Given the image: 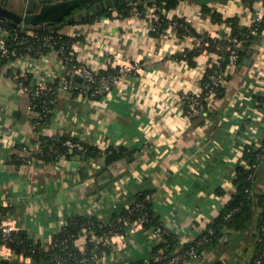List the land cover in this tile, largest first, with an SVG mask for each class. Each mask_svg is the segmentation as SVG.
I'll return each mask as SVG.
<instances>
[{
    "label": "crops",
    "instance_id": "obj_1",
    "mask_svg": "<svg viewBox=\"0 0 264 264\" xmlns=\"http://www.w3.org/2000/svg\"><path fill=\"white\" fill-rule=\"evenodd\" d=\"M130 1L146 6L151 0ZM117 2L98 10L88 2L68 16H73L72 21L56 27L72 36L74 52L99 72L109 66L141 63L139 72L124 73L107 94L80 95L60 85L50 118L42 124L35 97L23 89V83H88L78 79L55 49L24 54L19 60L0 58V208L4 221L14 223L42 248L50 246L71 216L96 215L106 222L118 205H127L139 191L151 190L164 232L177 238L178 250L184 249L235 192L237 167L256 166L244 156L247 146L264 148V28L251 48H242L247 50L244 59L252 50L251 64L244 62L232 71L223 90L208 99L206 110L188 117L182 96L201 89L206 67L218 53L198 54L193 63L178 58L195 46L190 39L171 28L156 33L146 15H120ZM26 3L0 0L18 12H24ZM89 7L93 11H87ZM105 9L111 13L91 19ZM216 11L224 17L236 16L249 26L257 12H262L264 21V0H179L166 14L186 21L200 33L227 37L231 28L213 19ZM0 18L9 23V18ZM53 23L43 22L45 27ZM4 28H0V45L6 37ZM42 136L79 138L97 148L108 147L109 153L111 148H125V152L112 161H107L109 153L100 157L76 153L67 156L76 161L71 169L41 158L16 163L14 156L22 146L40 142ZM254 189L264 190V158ZM130 228L123 232L124 248L117 249L115 243L105 248L106 262L138 264L163 259L166 248L155 250V246L165 240L164 234L154 228ZM257 232L255 220L231 231L213 249L182 259L181 264H243ZM87 240L83 234L75 243L81 248ZM22 255L5 260L26 264ZM28 264L46 263L31 258Z\"/></svg>",
    "mask_w": 264,
    "mask_h": 264
},
{
    "label": "trees",
    "instance_id": "obj_2",
    "mask_svg": "<svg viewBox=\"0 0 264 264\" xmlns=\"http://www.w3.org/2000/svg\"><path fill=\"white\" fill-rule=\"evenodd\" d=\"M93 3L98 2V0H92ZM130 0H121L116 4V9H118L120 15L127 17L130 16L134 8H137L140 11L145 10L143 4L138 2L130 3ZM156 3L159 9H170L176 7L179 3V0H151L150 3ZM110 14V9L102 10L99 13L92 15L91 19L98 17L101 14ZM213 19L216 22L225 21L231 25V37L236 38L244 48L249 49L252 45L258 40L259 36L262 33L264 28V21L262 20L259 23L258 30L253 32L254 25L244 26L240 23L239 18L234 17H224L219 12H214ZM184 22L190 29L191 33L198 37H203L204 40L209 41L210 45L208 49L210 51L218 52L221 57L220 66L214 64L212 67H209L206 71V74L203 77L202 85L208 81V75L211 74L215 69L219 71L224 70L228 66V52H225L222 49L217 47V44L228 45L234 44L230 39L227 38H214L209 34L198 32L193 26L189 23ZM0 25L4 26L6 29L11 30L14 28L3 18H0ZM164 26L158 27L156 33L162 31ZM59 28H45L43 30H36L40 35L55 34L58 35ZM179 33L185 31L184 27L179 28ZM59 43L64 41L71 44L74 40L70 35H62V37L57 39ZM55 44V45H59ZM26 44H19L18 47L21 51L25 50L24 46ZM46 48L50 49V45H47ZM48 50V49H47ZM46 51V50H45ZM200 48L194 46L186 48L182 53L178 54V58H186L191 63H193V58L200 54ZM247 50L239 51L240 57L238 59V67L244 63V56ZM4 59V58H3ZM71 67V64H69ZM117 72V67L113 68L109 66L108 70L100 72L103 75H115ZM228 77V76H227ZM70 80H74L70 78ZM54 88L47 93L35 97L34 102L36 105V110L41 111L44 114V118L40 120L43 124L50 118V110L54 107V100L56 99L57 93L59 92L60 83H54ZM97 84H92V89L96 88ZM223 90V86L217 88L216 93H220ZM99 97L100 95H96ZM186 104V103H185ZM45 108L49 111L45 112ZM187 108V105H186ZM46 115V116H45ZM198 116V115H197ZM64 138H55V137H43L41 138L40 145L42 146V153L38 155L43 162H57L58 159L65 155L66 147L63 144ZM87 149L85 151H77V154H84L86 157H100L99 148L93 145L87 144ZM111 152L106 156L107 161H112L118 159L125 152V148H111ZM70 156V154L68 155ZM245 158L250 160L251 163H254V167L251 169L245 168L242 165L237 167V175L234 178V184L236 190L228 200L227 204L220 211V213L208 224V227L203 230L202 234L191 244H188L184 249H177L178 240L172 234H164V241L156 244L155 250L159 247H165L166 251L163 254L162 260L152 259L153 264H165L169 259L174 256V254H184V256L178 261L177 264H181L182 259L190 257L185 255V250L194 248L197 252L196 254H202L205 250H211L214 247L218 246L221 239L228 235L231 231L240 230L242 228L248 227L253 221L256 220L257 223V237H263L264 231V190L262 192H257L254 189L255 176L258 171V167L263 162L264 158V148L255 149L253 146H247ZM16 163L26 162L21 157L14 156ZM151 193V190H142L136 193L134 200L128 203L127 205L120 204L118 205L116 212L113 213L112 217L103 222L96 215H80L76 214L71 216L62 229L54 235L56 238V245L51 246L49 250H45L44 247L38 246L34 243L33 239L24 231L19 230L13 234V238L8 241L9 245L15 250L17 254H24L31 256L34 261L45 262L46 264H54L57 260V256L62 258H75L80 256V248L76 245V240L81 237L83 234H87L89 238L91 234H108L110 230H116L118 232H125L134 221H136L140 216H146V221L144 227L146 228H155L161 226L162 221L160 216L156 213L153 208V198L146 199V194ZM263 208V211L259 209ZM3 209V208H1ZM4 211V210H3ZM122 218V220H120ZM126 221V222H125ZM89 240V239H88ZM264 254V241L263 238L255 244V253L254 257ZM261 260L264 262V255L261 256ZM0 264H11L8 260L0 261ZM133 264V263H132ZM214 264H222L220 262ZM246 264H254V258L251 259Z\"/></svg>",
    "mask_w": 264,
    "mask_h": 264
},
{
    "label": "built area",
    "instance_id": "obj_3",
    "mask_svg": "<svg viewBox=\"0 0 264 264\" xmlns=\"http://www.w3.org/2000/svg\"><path fill=\"white\" fill-rule=\"evenodd\" d=\"M133 14L140 16H148L149 20L151 21V29L153 31H157L158 27L163 25L164 28L174 29L176 33L180 34L179 28L184 27L185 31H182L183 33L181 34L190 39L196 47L200 48V54L210 51L208 49V46L210 45L209 41H206L203 39V37H198L191 33L189 27L184 22L177 18H171L170 16H168L166 14V9H159L157 4L154 2L146 5L144 11H140L137 8H134ZM262 20V12H257L254 18L252 19V23L250 24L254 25L253 32H256V30H258L257 28ZM228 25L231 28L230 23H228ZM0 28L4 27L0 25ZM5 29L6 28H4L3 30L5 31L6 37L0 45L1 59L4 58L6 60H19L22 56H24V54L40 55L45 50L49 49L46 48V46L50 45V49H55L59 53L61 60L64 63H66L67 65L71 64L73 73L76 76H80L88 83V86H78L73 84L70 85L67 81L62 82V89L72 88L75 92H78V94L80 95L92 94L96 96L107 94L111 90L112 86L121 80V77L124 73L132 71L139 72L141 70V63H139L138 61H134L128 64H121L117 66L115 65V67H117V72L115 73V75H103L100 74L99 71L87 65L83 60H81V58L73 50V42L71 44L66 43L64 41H61L59 43L57 39L62 37V35L66 34L61 30L58 31V35L56 36L55 34L40 35L36 30H29L19 27H14L11 30ZM211 37L222 38L221 36L214 35H211ZM223 38H227L235 42L234 44L228 45L217 44V47L219 49L228 52V66L222 71L215 69L211 74H209L208 81L201 86L200 90L188 91L183 94L182 99L187 105L188 117L201 115L206 110V104L208 99L216 94L217 88L222 86L226 82L227 76L238 67L237 62L240 57L239 51L243 50L242 48H244V46L239 41H237L236 38H232L231 33L229 36ZM58 43V46L55 45ZM19 44H26L24 46L25 50L21 51L18 47ZM221 57L222 56L218 53L217 58L211 61L206 67L205 74L207 69L209 67H212L214 64H216V66H220ZM110 62L115 64V60H111ZM94 83L97 84V86L96 88L92 89V84ZM54 86V84H38L36 86H30L23 83V89L29 91L34 97H38L47 93L48 91L52 90ZM44 110L45 112L49 111L47 108H45ZM38 118H44V114L41 111L38 113ZM63 144L66 147L67 153L65 155H62L61 158L64 156L67 157L69 154L71 156L76 155L77 151H85L87 149L86 142L79 138H64ZM21 150L22 151L18 155V157H21L27 163H34L36 162V160L40 159L38 155L42 153V146L40 145V142H37L29 145H24L22 146ZM99 150L102 156H106L109 153L108 147H100ZM145 198L152 199L153 194H146ZM3 217L4 211L0 208V261L5 259L9 260L10 258L14 257L15 254H17L15 250L9 245L8 241L13 238L14 233L19 231V228L14 223L4 221ZM146 219L147 218L145 215L140 216L136 221L132 223L130 230L138 231L140 229H143ZM120 220H122V218H120ZM154 231L162 234L166 233L164 232L162 226L155 227ZM124 236L125 235L123 234V232H118L116 230H110L108 234H91L88 238L89 240H87V243L80 248V256L75 258H62L60 256H57V260L54 264H111L104 260L103 252L106 247L110 246L111 243H115L116 248L119 250L124 248L126 246ZM262 238L264 241V231L263 237H257L256 243L259 242ZM56 242V238L53 237L49 244L50 246H47L44 249L49 250L51 246L56 245ZM196 252L197 251L194 248H190L185 250V255L197 256L198 254H196ZM254 253L255 245L250 250V254L248 255L247 261L243 262V264L248 263L249 261H251L252 258H254V264H264V262L261 260V256H263L264 254L261 253L260 255L254 257ZM22 256L24 257V263L28 264L31 261V256H27L24 254ZM183 256L184 254L181 253L174 254V256H172V258L165 264H177ZM113 264L124 263L117 262ZM138 264L153 263L151 260H144L143 262H139Z\"/></svg>",
    "mask_w": 264,
    "mask_h": 264
},
{
    "label": "water",
    "instance_id": "obj_4",
    "mask_svg": "<svg viewBox=\"0 0 264 264\" xmlns=\"http://www.w3.org/2000/svg\"><path fill=\"white\" fill-rule=\"evenodd\" d=\"M91 1L92 0H62L54 2L52 0H27L24 12L11 10L0 4V15L9 18V23L14 27L34 30H43L45 28L53 29L68 21H72L74 19L72 18L73 16L70 18H68V16L72 15L71 13H73L76 8H82ZM117 1L121 0H98V2L94 4L96 10H98L99 8L108 7L110 4H115ZM87 11H93V8L89 7ZM44 21H52L54 23L45 27L43 24ZM251 53L252 50H249L247 52V57L244 59V62L249 65L252 62L250 58ZM80 78L81 77L78 76V79ZM57 164L71 169L72 166L76 165V161L64 156L58 160ZM259 210L263 211V208Z\"/></svg>",
    "mask_w": 264,
    "mask_h": 264
}]
</instances>
